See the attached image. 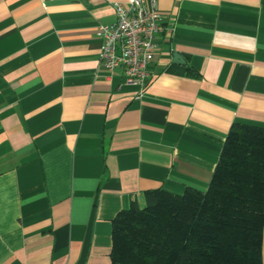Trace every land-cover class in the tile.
Listing matches in <instances>:
<instances>
[{
  "label": "crops",
  "instance_id": "0c3cea01",
  "mask_svg": "<svg viewBox=\"0 0 264 264\" xmlns=\"http://www.w3.org/2000/svg\"><path fill=\"white\" fill-rule=\"evenodd\" d=\"M116 2L0 0V264H112L120 211L206 190L232 125L264 127V0H157L140 98L99 61Z\"/></svg>",
  "mask_w": 264,
  "mask_h": 264
},
{
  "label": "trees",
  "instance_id": "16d2710c",
  "mask_svg": "<svg viewBox=\"0 0 264 264\" xmlns=\"http://www.w3.org/2000/svg\"><path fill=\"white\" fill-rule=\"evenodd\" d=\"M145 199L114 218L112 264H263L264 127L232 125L206 190Z\"/></svg>",
  "mask_w": 264,
  "mask_h": 264
},
{
  "label": "built area",
  "instance_id": "2783aa9c",
  "mask_svg": "<svg viewBox=\"0 0 264 264\" xmlns=\"http://www.w3.org/2000/svg\"><path fill=\"white\" fill-rule=\"evenodd\" d=\"M116 20L101 24L100 64L113 70L121 68L125 81L139 87L140 98L149 83V67L158 44L156 33L164 27L157 0H129L127 6L116 2Z\"/></svg>",
  "mask_w": 264,
  "mask_h": 264
},
{
  "label": "water",
  "instance_id": "95a60500",
  "mask_svg": "<svg viewBox=\"0 0 264 264\" xmlns=\"http://www.w3.org/2000/svg\"><path fill=\"white\" fill-rule=\"evenodd\" d=\"M175 59H176V61H181V62L184 61L182 56L180 54H178V53L175 54Z\"/></svg>",
  "mask_w": 264,
  "mask_h": 264
}]
</instances>
